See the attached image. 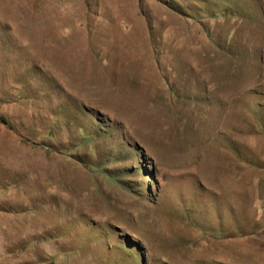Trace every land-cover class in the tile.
<instances>
[{"label":"rangeland","instance_id":"374dc122","mask_svg":"<svg viewBox=\"0 0 264 264\" xmlns=\"http://www.w3.org/2000/svg\"><path fill=\"white\" fill-rule=\"evenodd\" d=\"M0 264H264V0H0Z\"/></svg>","mask_w":264,"mask_h":264}]
</instances>
